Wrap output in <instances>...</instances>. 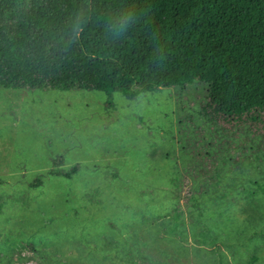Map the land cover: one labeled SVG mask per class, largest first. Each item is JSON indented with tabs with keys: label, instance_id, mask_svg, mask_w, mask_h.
Instances as JSON below:
<instances>
[{
	"label": "rangeland",
	"instance_id": "374dc122",
	"mask_svg": "<svg viewBox=\"0 0 264 264\" xmlns=\"http://www.w3.org/2000/svg\"><path fill=\"white\" fill-rule=\"evenodd\" d=\"M206 87H0V264H264V129L207 124Z\"/></svg>",
	"mask_w": 264,
	"mask_h": 264
},
{
	"label": "trees",
	"instance_id": "16d2710c",
	"mask_svg": "<svg viewBox=\"0 0 264 264\" xmlns=\"http://www.w3.org/2000/svg\"><path fill=\"white\" fill-rule=\"evenodd\" d=\"M192 82L207 124L264 129V0H0V87L133 100ZM62 161L49 175L71 179Z\"/></svg>",
	"mask_w": 264,
	"mask_h": 264
}]
</instances>
